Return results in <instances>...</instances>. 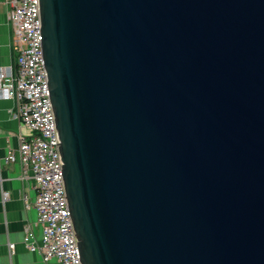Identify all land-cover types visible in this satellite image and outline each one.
<instances>
[{
    "label": "water",
    "instance_id": "water-1",
    "mask_svg": "<svg viewBox=\"0 0 264 264\" xmlns=\"http://www.w3.org/2000/svg\"><path fill=\"white\" fill-rule=\"evenodd\" d=\"M79 264H264V0H36Z\"/></svg>",
    "mask_w": 264,
    "mask_h": 264
},
{
    "label": "built area",
    "instance_id": "built-area-1",
    "mask_svg": "<svg viewBox=\"0 0 264 264\" xmlns=\"http://www.w3.org/2000/svg\"><path fill=\"white\" fill-rule=\"evenodd\" d=\"M9 17L13 31L15 66H0V98L17 102L14 117L32 131L21 139L17 151H7L4 160L18 158L21 179L32 180L35 189L34 226L24 228L23 243L40 253L43 261L56 259L58 264H79L72 237L61 184L54 125L44 72L36 0H9ZM8 192L3 191L5 201ZM28 206V204H26ZM14 250V243H9Z\"/></svg>",
    "mask_w": 264,
    "mask_h": 264
},
{
    "label": "crops",
    "instance_id": "crops-1",
    "mask_svg": "<svg viewBox=\"0 0 264 264\" xmlns=\"http://www.w3.org/2000/svg\"><path fill=\"white\" fill-rule=\"evenodd\" d=\"M9 10V0H0L1 67L15 66L16 61ZM16 107L14 99L0 98V264H58L56 259L43 261L40 253L28 250L23 243L26 225H33L36 236L40 229L34 226L36 192L32 180L20 178L22 168L18 158L4 160L7 151L16 153L21 139L32 135V131L14 117ZM3 191L8 192L5 201L2 200ZM9 243H14L12 252Z\"/></svg>",
    "mask_w": 264,
    "mask_h": 264
}]
</instances>
